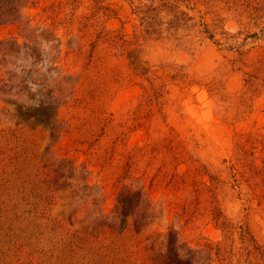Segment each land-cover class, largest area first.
I'll list each match as a JSON object with an SVG mask.
<instances>
[{
	"label": "rangeland",
	"instance_id": "obj_1",
	"mask_svg": "<svg viewBox=\"0 0 264 264\" xmlns=\"http://www.w3.org/2000/svg\"><path fill=\"white\" fill-rule=\"evenodd\" d=\"M21 13L0 23L20 46L6 87L0 55V264H264V0ZM43 103L54 132L22 114Z\"/></svg>",
	"mask_w": 264,
	"mask_h": 264
},
{
	"label": "trees",
	"instance_id": "obj_2",
	"mask_svg": "<svg viewBox=\"0 0 264 264\" xmlns=\"http://www.w3.org/2000/svg\"><path fill=\"white\" fill-rule=\"evenodd\" d=\"M28 0H0V23L1 24H18L22 18L21 9L25 7ZM26 30L23 28L21 31ZM17 40H3L0 42V55L3 66L6 69V77L3 81V86L6 87L9 83H15L18 77L12 73V64L14 59L18 57L19 48ZM14 57L13 60L10 59ZM22 81V80H21ZM55 109L53 103H43L40 107L34 111H23V115L26 118H34L37 122L46 125L52 132L56 131L57 123L56 117L53 114Z\"/></svg>",
	"mask_w": 264,
	"mask_h": 264
}]
</instances>
